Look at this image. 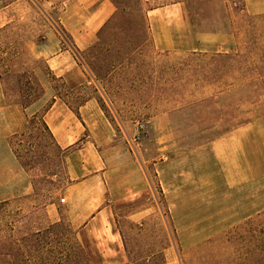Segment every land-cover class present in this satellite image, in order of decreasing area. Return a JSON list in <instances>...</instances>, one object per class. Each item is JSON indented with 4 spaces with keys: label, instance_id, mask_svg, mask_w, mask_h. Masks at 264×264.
Listing matches in <instances>:
<instances>
[{
    "label": "rangeland",
    "instance_id": "1",
    "mask_svg": "<svg viewBox=\"0 0 264 264\" xmlns=\"http://www.w3.org/2000/svg\"><path fill=\"white\" fill-rule=\"evenodd\" d=\"M112 1L100 40L65 81L33 55L61 0H37V10L23 0L22 19L0 17L3 98L29 106L48 79L75 109L95 97L117 133L96 141L124 136L146 188L135 196L129 178L113 187L107 164L123 200L95 205L96 235L75 223L78 203L62 200L65 154L43 124L47 102L11 139L31 187L0 202V264H84L85 246L92 264H264V14H248L244 0ZM243 126V140L234 137ZM217 138L222 164L210 154Z\"/></svg>",
    "mask_w": 264,
    "mask_h": 264
},
{
    "label": "crops",
    "instance_id": "2",
    "mask_svg": "<svg viewBox=\"0 0 264 264\" xmlns=\"http://www.w3.org/2000/svg\"><path fill=\"white\" fill-rule=\"evenodd\" d=\"M22 2L23 0H9L0 3V17L3 16L7 21L22 19ZM32 3L37 10V0H30V6ZM55 3L56 0H47V5L51 8L56 6ZM61 4L56 26L47 28L44 40L36 47L37 51L33 50V55L46 64L45 68L51 75L65 81L67 73L77 65V57L100 40V34L111 21L116 6L112 0H61ZM244 10L253 16L263 15L264 0H244ZM158 25L161 27L160 23L156 25L157 30L159 29L158 36L165 37L166 32L158 28ZM160 31L163 34H159ZM172 39L171 41L175 40ZM101 89L104 90L103 85ZM53 90L48 79L41 97L23 108L21 104L3 98L0 78V202L20 197L31 187L29 172L24 168L11 139L21 131L25 115L39 111L48 102L43 110V120L51 138L65 154V164L70 176L66 196L62 200L67 198V204L78 203V215L72 217V220L79 226L89 227L96 235L100 226L95 220L103 209H97L95 205L107 200H123V193L120 190L112 193L107 182L109 174L107 175L106 168H110L107 164H115L110 178L117 181H113L111 185L124 188V181L127 178L133 179L131 185L135 196L146 188L147 178L143 166L133 157L123 140L124 136L106 148L96 141L114 139L117 133L113 127L111 129L109 120L95 97H90L75 109L71 101L63 96H55ZM97 92L100 93L99 88ZM94 120L100 124H93ZM246 131L247 127L243 126L237 133L233 132V136H241L243 140ZM225 150L224 140L217 138L212 141L210 154L221 164L225 160ZM123 164H128L127 171ZM109 196L111 198L107 199ZM86 211L90 214L86 215ZM135 216L138 217L137 214ZM105 243L108 245V242Z\"/></svg>",
    "mask_w": 264,
    "mask_h": 264
},
{
    "label": "trees",
    "instance_id": "3",
    "mask_svg": "<svg viewBox=\"0 0 264 264\" xmlns=\"http://www.w3.org/2000/svg\"><path fill=\"white\" fill-rule=\"evenodd\" d=\"M43 93H41L38 97L36 96V97H34L31 101H30V103H33V102H35L37 99H39L40 98V96L42 95ZM29 103V104H30ZM25 107H27V106H25ZM43 124H44V127L46 128V131L48 132V134H49V131H48V128H47V126H46V124H45V122L43 121ZM49 136L51 137V135L49 134ZM15 150H16V153H17V155L21 158V155L19 154V152L17 151V149L15 148ZM21 160H22V158H21ZM23 164V163H22ZM81 250H82V252L84 253V257H85V262H84V264H92L91 263V260L89 259V253H88V250H87V248H86V246L85 247H82L81 248ZM92 251V250H91ZM2 254V247L0 246V255ZM132 264V263H131ZM145 264V263H144Z\"/></svg>",
    "mask_w": 264,
    "mask_h": 264
}]
</instances>
